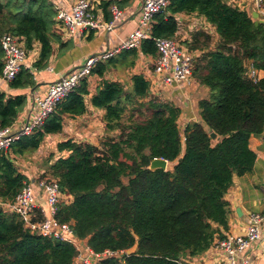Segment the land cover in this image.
Returning <instances> with one entry per match:
<instances>
[{
  "label": "trees",
  "instance_id": "1",
  "mask_svg": "<svg viewBox=\"0 0 264 264\" xmlns=\"http://www.w3.org/2000/svg\"><path fill=\"white\" fill-rule=\"evenodd\" d=\"M133 2L99 0L98 9L109 22L113 6L124 10ZM253 10L229 0H170L165 13L153 19L152 39L177 41L194 55L192 78L208 93L197 104L200 122L181 131L180 108L154 91L142 74L132 75L129 87L103 79L90 100L103 111V137L96 145L61 142L56 150L65 157L51 154L34 163H41L38 179L55 181L68 198L57 205L58 223L68 225L95 253L123 252L100 264H192L224 238L231 213L225 196L236 178L254 168L250 137L264 134V24H254ZM178 14L195 15L207 26L182 42ZM4 34L23 41L26 51L39 44L32 65L36 72L48 67L55 45L67 48L49 0H0V40ZM138 53L155 60L154 40L99 62L89 77L103 78L117 59L133 67ZM2 68L0 46V74ZM251 70L263 77L254 80ZM87 80L39 129L0 151V202H14L30 182L17 160L32 159L47 136L62 132L64 118L84 115ZM35 85L33 73L23 67L8 88ZM26 104L25 95L0 91V130L12 128ZM155 158L170 168L147 170ZM35 214L41 220L39 210ZM75 256L71 244L30 232L18 215L0 208V264H74Z\"/></svg>",
  "mask_w": 264,
  "mask_h": 264
},
{
  "label": "crops",
  "instance_id": "2",
  "mask_svg": "<svg viewBox=\"0 0 264 264\" xmlns=\"http://www.w3.org/2000/svg\"><path fill=\"white\" fill-rule=\"evenodd\" d=\"M49 1L55 9L60 8L69 11L75 0ZM142 1L134 0L131 7L121 10L122 18L115 25L112 32L98 29L77 34L73 37H66L62 32V43L66 44L67 48L55 45L48 67L44 70L33 72L36 83L34 87L25 90L10 89L7 82L0 80V91L5 92L8 96L25 95L27 98L25 109L10 130L14 133L20 131L27 122L37 116L38 107L33 99L43 98L50 84L80 68L89 56L117 48L120 45V37L127 35L135 28L136 22L140 17ZM229 2L237 4L240 7L246 4L244 0H229ZM253 12L255 11L253 10ZM94 14H98L101 17V22H105L100 10L97 13L94 12ZM259 17L262 18L261 16ZM176 19L181 29L179 36L182 42L189 40L191 33L199 27L207 26L202 18L195 15L178 14L176 15ZM39 52L40 46L36 43L33 45L32 50L27 53L24 62L25 68H32V65L38 60ZM153 62L154 59L151 57H145L138 53L133 67H129L125 63L122 64L117 59L113 62V65H107L109 67L106 69L103 78L96 75L89 77L87 80L88 95L84 99L86 105L84 115L64 118L62 132L47 136L36 154L32 156V159L17 160L22 168L21 171L25 172L28 169V165L35 163L36 159L42 157L47 151L49 155H54V159L65 157L67 153H57L56 150V145L61 142L73 140L96 145L104 135L103 111L93 108L90 104L91 97L95 94L97 87L103 79L119 82L129 87L131 84L130 78L135 74H142L147 81L153 83L157 78L154 75ZM151 67L152 69H150ZM258 76L262 78L263 73L258 72ZM159 87L156 90L161 91L160 96L180 108L181 114L178 119V126L182 129L181 131L189 123L200 122L197 104L200 100L207 97L206 88L201 87L196 82L190 87H184L182 84L171 87ZM249 148L255 153L256 162L251 173L235 179L233 186L225 196L226 201L230 204L231 213L228 220V230L223 232L224 235L243 236L248 225L249 215L251 213L264 215V134L251 136ZM168 166L169 163L167 164V169ZM41 172L43 171L40 170ZM28 176L32 183L38 180V176L31 177L29 174ZM34 194L38 207L45 209L43 192L35 183ZM237 210L239 213H237ZM261 232L264 235V223L261 225ZM222 259V253L214 249L213 246L201 258L193 260L192 264H220ZM244 262L247 264H264V247L254 242L248 249L237 254L235 264H243Z\"/></svg>",
  "mask_w": 264,
  "mask_h": 264
},
{
  "label": "built area",
  "instance_id": "3",
  "mask_svg": "<svg viewBox=\"0 0 264 264\" xmlns=\"http://www.w3.org/2000/svg\"><path fill=\"white\" fill-rule=\"evenodd\" d=\"M245 6H251L254 11L264 18V0H244ZM99 0H75L69 11L57 8L56 21L58 27L66 37H73L88 31L104 29L112 32L115 25L122 18V11L116 6L111 8L112 19L109 22H101L97 14ZM170 0H143L140 8V17L135 28L125 36L120 37V45L117 48L104 51L100 54L89 56L83 65L72 71L65 77L47 87L43 98H34L38 107L37 116L27 122L20 131L14 133L10 129L0 130V151L8 149L9 145L20 136H28L39 129L43 122L54 112L57 105L71 92L76 90L82 81L88 79L90 72L99 62H104L119 54L121 50L138 49L144 40H154L157 48V58L153 62L154 75L157 76L152 83V89L183 85L193 86L192 65L194 55L187 51L179 42L159 38L152 39L151 28L153 19L158 14H164ZM101 13V10H100ZM181 32L180 27L178 34ZM3 51V68L0 80L9 83L24 67L28 51L19 38L4 34L0 40ZM32 73V68H28ZM250 77L254 80L260 79L258 72L250 71ZM34 183L43 192L45 209H40L36 204L34 194ZM62 199L58 184L55 181L36 180L25 183L17 194L14 202H0V208L18 215L25 227L32 233L44 237H52L58 241L71 244L76 250L74 264H100L105 257H115L123 252L104 251L95 253L86 244L79 241L68 225L59 224L55 219L57 205ZM39 210L41 220L35 219V212ZM264 223V215L251 213L248 217V225L243 236L225 234L224 238L218 240L214 249L222 253L220 264H235L237 254L245 251L252 243H258L264 247V235L261 225ZM243 264H247L244 262Z\"/></svg>",
  "mask_w": 264,
  "mask_h": 264
},
{
  "label": "water",
  "instance_id": "4",
  "mask_svg": "<svg viewBox=\"0 0 264 264\" xmlns=\"http://www.w3.org/2000/svg\"><path fill=\"white\" fill-rule=\"evenodd\" d=\"M251 18L254 20L255 25L264 24V19L260 18L256 12H253L251 14ZM70 73H68V74H70ZM68 74H66L65 76H67ZM211 138H215V135L213 133L211 134ZM167 164H168V162L166 160L160 159V158H155L149 163L147 170H149V171H154V170L166 171L167 170ZM237 213H239L238 210H237ZM133 251H134V247L127 250L126 254H131Z\"/></svg>",
  "mask_w": 264,
  "mask_h": 264
},
{
  "label": "rangeland",
  "instance_id": "5",
  "mask_svg": "<svg viewBox=\"0 0 264 264\" xmlns=\"http://www.w3.org/2000/svg\"><path fill=\"white\" fill-rule=\"evenodd\" d=\"M49 155V152L47 151L44 155H42L41 158H47ZM35 162H40V158H37ZM41 164V163H40ZM40 164L39 165H34V163H31L30 165H28V174L33 177H37V176H40V171H39V167H40ZM170 167H168L169 169ZM127 182V179L124 178L123 179V183H126Z\"/></svg>",
  "mask_w": 264,
  "mask_h": 264
}]
</instances>
